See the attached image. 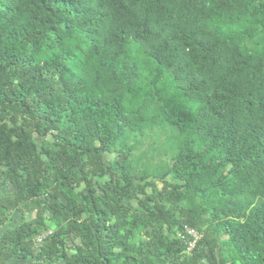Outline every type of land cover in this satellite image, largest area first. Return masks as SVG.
<instances>
[{
	"label": "trees",
	"instance_id": "trees-1",
	"mask_svg": "<svg viewBox=\"0 0 264 264\" xmlns=\"http://www.w3.org/2000/svg\"><path fill=\"white\" fill-rule=\"evenodd\" d=\"M0 188V264H264V0H0Z\"/></svg>",
	"mask_w": 264,
	"mask_h": 264
},
{
	"label": "built area",
	"instance_id": "built-area-1",
	"mask_svg": "<svg viewBox=\"0 0 264 264\" xmlns=\"http://www.w3.org/2000/svg\"><path fill=\"white\" fill-rule=\"evenodd\" d=\"M184 232H185L187 235H189V236L192 237V240L189 242L188 247H187V250H190V249L193 247L194 242L198 239L199 235H198V233H197L195 230L190 229V228H188V227H184ZM49 233H50L49 231H45V232L41 233V234L37 237V240H40L42 237L46 236V235L49 234Z\"/></svg>",
	"mask_w": 264,
	"mask_h": 264
},
{
	"label": "rangeland",
	"instance_id": "rangeland-1",
	"mask_svg": "<svg viewBox=\"0 0 264 264\" xmlns=\"http://www.w3.org/2000/svg\"><path fill=\"white\" fill-rule=\"evenodd\" d=\"M108 158H110V156H108ZM5 192H7L5 189L3 188H0V195L4 194ZM19 221L18 217L14 214L12 217H11V220L9 223H7V225L5 227H12L14 226L15 224H17Z\"/></svg>",
	"mask_w": 264,
	"mask_h": 264
}]
</instances>
